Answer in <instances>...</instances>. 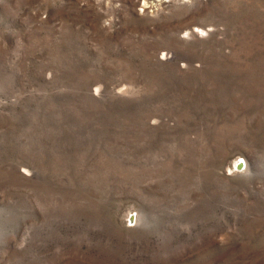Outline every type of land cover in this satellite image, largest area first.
Instances as JSON below:
<instances>
[{
    "label": "rangeland",
    "instance_id": "1",
    "mask_svg": "<svg viewBox=\"0 0 264 264\" xmlns=\"http://www.w3.org/2000/svg\"><path fill=\"white\" fill-rule=\"evenodd\" d=\"M0 264H264V0H0Z\"/></svg>",
    "mask_w": 264,
    "mask_h": 264
},
{
    "label": "water",
    "instance_id": "2",
    "mask_svg": "<svg viewBox=\"0 0 264 264\" xmlns=\"http://www.w3.org/2000/svg\"><path fill=\"white\" fill-rule=\"evenodd\" d=\"M244 162L243 161H239V163L235 166V169L237 170V171H241V170H243L244 169ZM129 222L130 223H133L134 222V216L133 215H131L130 216V218H129Z\"/></svg>",
    "mask_w": 264,
    "mask_h": 264
},
{
    "label": "bare ground",
    "instance_id": "3",
    "mask_svg": "<svg viewBox=\"0 0 264 264\" xmlns=\"http://www.w3.org/2000/svg\"><path fill=\"white\" fill-rule=\"evenodd\" d=\"M201 30H202V29H201ZM160 54H161L160 56H161L163 59H166V60L170 57V55H169L167 52H163V53H162V51H161ZM243 162H244V166H245L244 169H245V168H246V163H245V161H243ZM238 163H239V162H236L234 166H236ZM234 166H233V167H234ZM233 169H234V168H233ZM129 218H130V216H129ZM134 219H135V218H134Z\"/></svg>",
    "mask_w": 264,
    "mask_h": 264
}]
</instances>
